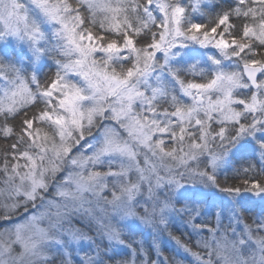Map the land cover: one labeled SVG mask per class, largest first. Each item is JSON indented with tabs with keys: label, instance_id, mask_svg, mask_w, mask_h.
<instances>
[{
	"label": "snow or ice",
	"instance_id": "6c2138e0",
	"mask_svg": "<svg viewBox=\"0 0 264 264\" xmlns=\"http://www.w3.org/2000/svg\"><path fill=\"white\" fill-rule=\"evenodd\" d=\"M245 200L264 0H0V264H264Z\"/></svg>",
	"mask_w": 264,
	"mask_h": 264
},
{
	"label": "trees",
	"instance_id": "16d2710c",
	"mask_svg": "<svg viewBox=\"0 0 264 264\" xmlns=\"http://www.w3.org/2000/svg\"><path fill=\"white\" fill-rule=\"evenodd\" d=\"M210 2L215 3L216 0H210ZM205 11L208 12L210 10L206 9ZM198 19L203 20L206 23L209 22V18L207 16L198 17ZM240 211H241V214L244 218V221L248 222V223H252L253 220H256V217L258 215H260V217H261V213L264 212V205H262L259 202V200H256L254 202L245 200L242 202V205L240 207ZM78 226H80V225H78ZM177 228H178V225H174L172 227L171 231L176 235H180V232L177 231ZM145 234H146V231L143 235L137 236L136 239L147 240L148 242H151V238L145 237ZM159 244H160V247L163 250L165 255H174L175 254L173 251V249L175 247L174 241H171L167 237V235H163L160 237ZM176 258L178 260L182 259V257H179V256H177Z\"/></svg>",
	"mask_w": 264,
	"mask_h": 264
},
{
	"label": "rangeland",
	"instance_id": "374dc122",
	"mask_svg": "<svg viewBox=\"0 0 264 264\" xmlns=\"http://www.w3.org/2000/svg\"><path fill=\"white\" fill-rule=\"evenodd\" d=\"M260 218H261L260 215H258V216L256 217V219H260ZM145 237H148V236H147V230H146ZM137 240H140V239H137Z\"/></svg>",
	"mask_w": 264,
	"mask_h": 264
}]
</instances>
